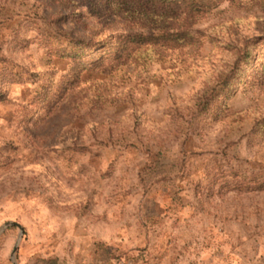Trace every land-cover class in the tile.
Segmentation results:
<instances>
[{
  "label": "rangeland",
  "instance_id": "1",
  "mask_svg": "<svg viewBox=\"0 0 264 264\" xmlns=\"http://www.w3.org/2000/svg\"><path fill=\"white\" fill-rule=\"evenodd\" d=\"M259 1L221 3L201 46L106 74L105 42L129 30L96 0H0V229H22L0 232V264H264Z\"/></svg>",
  "mask_w": 264,
  "mask_h": 264
},
{
  "label": "trees",
  "instance_id": "2",
  "mask_svg": "<svg viewBox=\"0 0 264 264\" xmlns=\"http://www.w3.org/2000/svg\"><path fill=\"white\" fill-rule=\"evenodd\" d=\"M96 1L109 15L123 21L129 30L125 34L109 37L105 42L110 50H113V54L106 61H100L96 68L106 74L122 67L137 68L161 63L177 52L201 46L207 32L197 31L195 28L204 17L223 2L237 5L245 1L247 6H261L259 0ZM73 44L75 51L90 47V43L80 40L74 41ZM73 56L77 57V52ZM250 58L251 52L247 45L237 50L230 65L224 73L218 76L215 87L207 88L203 92V98L210 97L216 88L227 85L231 75L237 72L240 64ZM82 68L84 70L86 67Z\"/></svg>",
  "mask_w": 264,
  "mask_h": 264
},
{
  "label": "water",
  "instance_id": "3",
  "mask_svg": "<svg viewBox=\"0 0 264 264\" xmlns=\"http://www.w3.org/2000/svg\"><path fill=\"white\" fill-rule=\"evenodd\" d=\"M10 226L16 227L20 232L22 231L20 225H18L17 223H14V222H9V223H6V224L3 225V227L0 229V232H1L3 229H5V228H7V227H10ZM15 250H16V246H15L14 249H13V253L15 252Z\"/></svg>",
  "mask_w": 264,
  "mask_h": 264
}]
</instances>
